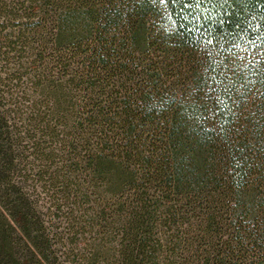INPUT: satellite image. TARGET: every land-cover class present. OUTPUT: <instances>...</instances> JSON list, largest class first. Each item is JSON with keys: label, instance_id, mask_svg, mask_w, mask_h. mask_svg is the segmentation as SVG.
<instances>
[{"label": "trees", "instance_id": "1", "mask_svg": "<svg viewBox=\"0 0 264 264\" xmlns=\"http://www.w3.org/2000/svg\"><path fill=\"white\" fill-rule=\"evenodd\" d=\"M0 264H264V0H0Z\"/></svg>", "mask_w": 264, "mask_h": 264}]
</instances>
